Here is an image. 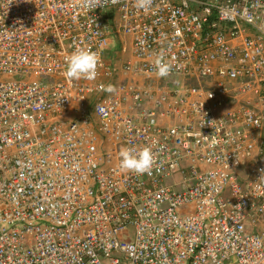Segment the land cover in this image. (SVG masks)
Instances as JSON below:
<instances>
[{
	"label": "built area",
	"instance_id": "obj_1",
	"mask_svg": "<svg viewBox=\"0 0 264 264\" xmlns=\"http://www.w3.org/2000/svg\"><path fill=\"white\" fill-rule=\"evenodd\" d=\"M262 169L264 0H0V264H264Z\"/></svg>",
	"mask_w": 264,
	"mask_h": 264
},
{
	"label": "clouds",
	"instance_id": "obj_2",
	"mask_svg": "<svg viewBox=\"0 0 264 264\" xmlns=\"http://www.w3.org/2000/svg\"><path fill=\"white\" fill-rule=\"evenodd\" d=\"M13 0H8V6ZM154 0H134V7L148 12L153 6ZM102 66V59L98 52L91 48L78 46L67 58L65 78L71 81H95L98 77V68ZM156 74L160 78H167L171 75L173 65L167 62L163 53H158L154 62ZM100 90L113 94L117 89L114 85H100ZM211 96V95H210ZM209 96V97H210ZM121 159L119 167L121 170L137 175L151 174L158 161L156 154L150 147L142 149L122 148L119 153ZM264 173V169L261 170ZM261 178H264L262 175Z\"/></svg>",
	"mask_w": 264,
	"mask_h": 264
},
{
	"label": "crops",
	"instance_id": "obj_3",
	"mask_svg": "<svg viewBox=\"0 0 264 264\" xmlns=\"http://www.w3.org/2000/svg\"><path fill=\"white\" fill-rule=\"evenodd\" d=\"M126 41H128V52L125 54V57H129L130 56V53H131V48H132V45H131V39H127Z\"/></svg>",
	"mask_w": 264,
	"mask_h": 264
}]
</instances>
